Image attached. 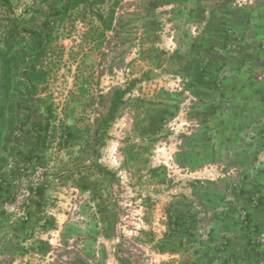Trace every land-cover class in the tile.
Wrapping results in <instances>:
<instances>
[{"label":"rangeland","instance_id":"374dc122","mask_svg":"<svg viewBox=\"0 0 264 264\" xmlns=\"http://www.w3.org/2000/svg\"><path fill=\"white\" fill-rule=\"evenodd\" d=\"M67 2L0 0V49L12 33L14 75L8 97L0 59V146L47 154L45 208L60 232L50 256L6 247L0 264H203L208 222L230 226L236 218L222 214L249 183L239 173L264 163V130L255 132L264 126V0ZM223 19L228 47L211 44L224 66L204 72L205 40ZM31 31L51 33L49 76L32 98L21 79ZM118 89L130 92L106 130ZM9 176H0L5 190ZM38 177L12 180L16 192L2 194L3 238L17 216L29 223L13 208L28 207ZM169 215L182 225L170 228ZM241 219L250 222L247 210Z\"/></svg>","mask_w":264,"mask_h":264},{"label":"crops","instance_id":"0c3cea01","mask_svg":"<svg viewBox=\"0 0 264 264\" xmlns=\"http://www.w3.org/2000/svg\"><path fill=\"white\" fill-rule=\"evenodd\" d=\"M255 93L259 95L261 91H256ZM253 112L254 114L259 112L256 117L260 116L262 118L260 109H253ZM261 125L262 123L255 125L256 133H263L260 130L261 128L264 130V126ZM35 144L39 147L37 140H35ZM5 147L0 146V176L4 171H9L10 188L14 185L11 184V180L14 183L18 182L14 180L12 175L21 173L23 177L27 175L26 178H29L30 175L39 176L42 174V177H38L31 182L32 184L36 183L37 187L42 189V193L45 191V194L39 193L36 196L34 194L28 202L29 205L25 209L26 211L24 210L26 216L29 218L28 224L21 223V218L17 216L18 218L16 217L10 221L9 227H11L13 232H9L8 238H3L0 234V254L5 253L6 247H9L11 252H21L22 256H50L48 251L50 247L55 246V243L59 242L60 232L57 230L56 235L54 229L50 227V224H54L55 222L54 219H51V214L48 213L47 208H45L49 196L52 195L48 190V183L44 177L45 173H49L46 162L48 158L44 157L47 154L35 152L31 156L30 152L33 150L30 151L29 148L23 149L21 155L23 158H21L17 157L16 152L12 150L8 151L6 150L7 146ZM9 157L11 159L7 163L6 161ZM35 163L36 166L33 165ZM17 167L20 168V171L17 170ZM244 172H240L239 175L242 174L249 177V183L245 185L242 197L240 199L237 197L231 198L233 203H230L227 206L229 208L226 209V213L222 214V217H225L226 221L231 218L236 219L234 221L231 220L230 226L225 225V231L221 227L214 226L213 222H208L207 230L203 233L202 249L205 257L203 264H260L264 262V163L259 165L256 162L252 169ZM13 189L16 192V188L13 187ZM3 191L4 189L0 185V203L3 201L1 199ZM1 210L0 231L2 232L4 228L1 222H4L8 217H5V214ZM242 210H247L250 218V222L245 227L241 219ZM17 213L19 216L22 215L21 210ZM53 214L57 219L61 217L58 211H53ZM212 228L213 230L211 231Z\"/></svg>","mask_w":264,"mask_h":264},{"label":"trees","instance_id":"16d2710c","mask_svg":"<svg viewBox=\"0 0 264 264\" xmlns=\"http://www.w3.org/2000/svg\"><path fill=\"white\" fill-rule=\"evenodd\" d=\"M87 3L86 0H68L67 2V7L68 9H75L83 4ZM214 16V13H213ZM228 21L226 19L221 20L216 26L217 28L214 29L212 31V35H210L208 40H205V42L210 46H209V51H212V55L209 52V54L206 57L205 61V66L203 67L202 70H204V72L206 71H213L215 73H218L221 71L222 67H218L215 66V63L219 62L218 61V57L222 56L219 51H216V49H214V47L212 46V41L215 39H222L224 41V44L222 45L223 48H227L228 47V41L231 37V32L228 33V31H226V29L224 27H226ZM223 27L225 31H223L222 29L220 30V28ZM49 28H52V25H49ZM20 33H18L19 35ZM28 36H30L31 40H32V47H31V52L30 55H26V60H24V64L25 67L21 73V79L25 82V94L26 96L29 97H35L38 93V91L40 90V86L46 82L48 76H49V72L47 71V69H45L44 67V59L45 57L48 55V50L50 48V44H51V33L47 32L45 36H42L39 32H30L27 33ZM11 38H13V35L11 33L10 37H8V39H6V41L4 42V45L6 47V49L8 51H2L0 49V59L4 60L3 64L5 67V71L7 72V84H5L4 86V92L7 94L8 97H10V95L12 94L13 91V77L14 75H12L13 73V62L12 60H10L8 58V55H10L13 47L11 44ZM6 55V56H5ZM217 56V57H216ZM219 64V63H218ZM205 78V77H204ZM216 80H213V82ZM200 82H203V78L200 79ZM130 92V89L128 90H115L113 95H112V100H111V107L109 109L108 114L101 120V127L105 128L106 130L110 127L111 124H113V122L115 121V119L117 118V115L119 113V109L121 108V106L124 104V98L125 96ZM165 115L164 113L162 114V116ZM163 118V117H162ZM159 119V118H158ZM163 120V119H162ZM36 140V139H35ZM39 147H42L43 144L45 143V139H41L38 138L37 140ZM38 147V145H37ZM31 151V149H30ZM23 151L18 150L16 151L17 157H21L23 158L22 155ZM34 151L30 152V155H34ZM26 161V160H25ZM31 161V159H30ZM18 163V162H17ZM21 163V162H19ZM29 164V163H28ZM18 171H20V168L17 167ZM101 173H105L104 169H100ZM13 172V171H12ZM14 180H18L21 177H23V175L21 173H18L16 175H12ZM27 176V175H25ZM12 181V180H11ZM10 186H9V190H5L3 191L4 193H7L8 195H10ZM41 188L37 187V188H32L31 189V195L33 196L35 194V196L39 193H41L42 195L45 194V191L42 193L41 192ZM41 197V196H40ZM1 199H4L3 196L1 197ZM4 200H8V198H5ZM11 200V199H10ZM14 200V198H13ZM27 209V208H26ZM194 218V217H193ZM180 218L178 219L177 217H173L172 215H169V221L171 222L170 228H173L174 225L176 226H180L182 225L180 223ZM195 220V218H194ZM26 224V223H23Z\"/></svg>","mask_w":264,"mask_h":264},{"label":"built area","instance_id":"2783aa9c","mask_svg":"<svg viewBox=\"0 0 264 264\" xmlns=\"http://www.w3.org/2000/svg\"><path fill=\"white\" fill-rule=\"evenodd\" d=\"M26 194H27V196H30L31 193H29L28 191H26ZM14 209H15L16 211H20V208H19V207H17V208H13V210H14ZM21 214H22V216L24 217V220H25V221H28V220H29V218L26 216V213H25L24 211H23V212L21 211ZM246 216H247V212H244V213H243V219H245ZM244 224L247 225L248 222L245 221ZM260 264H264V262H261Z\"/></svg>","mask_w":264,"mask_h":264}]
</instances>
